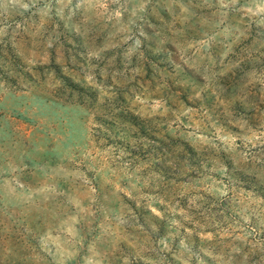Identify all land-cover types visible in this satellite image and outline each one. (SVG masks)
<instances>
[{"label": "rangeland", "instance_id": "obj_1", "mask_svg": "<svg viewBox=\"0 0 264 264\" xmlns=\"http://www.w3.org/2000/svg\"><path fill=\"white\" fill-rule=\"evenodd\" d=\"M0 264H264V0H0Z\"/></svg>", "mask_w": 264, "mask_h": 264}]
</instances>
